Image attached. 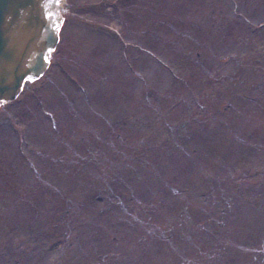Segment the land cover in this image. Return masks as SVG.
<instances>
[{
	"label": "rangeland",
	"instance_id": "obj_1",
	"mask_svg": "<svg viewBox=\"0 0 264 264\" xmlns=\"http://www.w3.org/2000/svg\"><path fill=\"white\" fill-rule=\"evenodd\" d=\"M0 104V264H264V0H64Z\"/></svg>",
	"mask_w": 264,
	"mask_h": 264
},
{
	"label": "water",
	"instance_id": "obj_2",
	"mask_svg": "<svg viewBox=\"0 0 264 264\" xmlns=\"http://www.w3.org/2000/svg\"><path fill=\"white\" fill-rule=\"evenodd\" d=\"M64 0H0V100L13 99L27 78L46 68L58 39Z\"/></svg>",
	"mask_w": 264,
	"mask_h": 264
},
{
	"label": "flooded vegetation",
	"instance_id": "obj_3",
	"mask_svg": "<svg viewBox=\"0 0 264 264\" xmlns=\"http://www.w3.org/2000/svg\"><path fill=\"white\" fill-rule=\"evenodd\" d=\"M3 102H5V101L4 100H0V104L3 103Z\"/></svg>",
	"mask_w": 264,
	"mask_h": 264
}]
</instances>
